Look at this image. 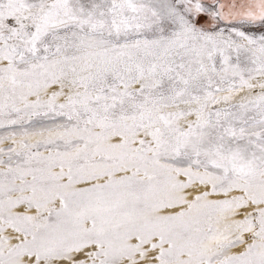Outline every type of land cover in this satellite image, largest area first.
<instances>
[{"label":"snow or ice","instance_id":"obj_1","mask_svg":"<svg viewBox=\"0 0 264 264\" xmlns=\"http://www.w3.org/2000/svg\"><path fill=\"white\" fill-rule=\"evenodd\" d=\"M0 264H264V0H0Z\"/></svg>","mask_w":264,"mask_h":264}]
</instances>
